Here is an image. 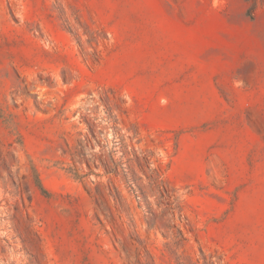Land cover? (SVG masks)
I'll list each match as a JSON object with an SVG mask.
<instances>
[{"label":"rangeland","instance_id":"1","mask_svg":"<svg viewBox=\"0 0 264 264\" xmlns=\"http://www.w3.org/2000/svg\"><path fill=\"white\" fill-rule=\"evenodd\" d=\"M12 258L264 264V0H0Z\"/></svg>","mask_w":264,"mask_h":264},{"label":"bare ground","instance_id":"2","mask_svg":"<svg viewBox=\"0 0 264 264\" xmlns=\"http://www.w3.org/2000/svg\"><path fill=\"white\" fill-rule=\"evenodd\" d=\"M19 251V250H18ZM17 255V254H16ZM23 255V254H22ZM18 256V255H17ZM25 256V255H24ZM24 260V259H23ZM22 260V261H23ZM0 264H27V261H26V263L24 262V263H21L19 260H18V258H15V259H13L12 258V260H9V261H7V262H4V263H2V261H0Z\"/></svg>","mask_w":264,"mask_h":264}]
</instances>
